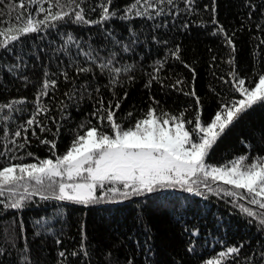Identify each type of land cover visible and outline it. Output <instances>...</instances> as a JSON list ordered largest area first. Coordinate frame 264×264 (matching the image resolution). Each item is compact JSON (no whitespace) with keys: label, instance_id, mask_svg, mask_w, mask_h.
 <instances>
[{"label":"trees","instance_id":"1","mask_svg":"<svg viewBox=\"0 0 264 264\" xmlns=\"http://www.w3.org/2000/svg\"><path fill=\"white\" fill-rule=\"evenodd\" d=\"M29 16L44 21L37 31H8ZM5 41L0 167L38 164L55 161L87 128L111 134L105 109L125 130L149 109L179 117L190 132L188 121L210 123L241 97L238 80L251 88L264 74V0H0ZM41 140L55 142V155ZM241 156L264 161V101L238 114L204 162L226 167ZM33 186L0 196V264H264V209L229 188L156 186L124 196L131 188L116 184L113 194L106 183L97 199L76 203ZM22 195L21 208L5 207Z\"/></svg>","mask_w":264,"mask_h":264},{"label":"snow or ice","instance_id":"2","mask_svg":"<svg viewBox=\"0 0 264 264\" xmlns=\"http://www.w3.org/2000/svg\"><path fill=\"white\" fill-rule=\"evenodd\" d=\"M32 2L35 3L36 0H32ZM59 2L60 0H57V4ZM168 2L171 3L172 0H168ZM21 7H25V5L21 4ZM39 10L43 11V9ZM107 13L108 8L104 6L101 19L107 18L105 15ZM137 15H141V13H137ZM75 16L77 21L89 23L84 20L80 12H76ZM52 18L59 19L61 16L57 13ZM40 23H44V21L36 23L29 16L23 27L8 31H18L21 34L35 32ZM213 23H216L215 19H213ZM220 30L223 31V29ZM9 39L15 41L18 36L11 35ZM226 39L227 43L231 45L232 40L227 37ZM3 43L6 41L0 42V46H3ZM82 71H86V69H82ZM117 71L119 70L117 69ZM51 83L55 84V81ZM252 83H254V87L243 88L245 81L238 80L240 87H237L236 91L240 92L244 98L235 101L231 106L224 105L222 110L217 111L211 122L206 125L199 117L194 122L188 121V123L195 124L191 132L185 130L184 122H177L179 117H169L167 113L156 116L153 109L148 110L145 118L137 120L134 127L125 130L115 122V113L105 109L106 117L101 116V119L106 118L111 124V134H105L96 127H90L83 134H78L67 151L63 155L56 156L55 162L52 159H43L38 164L21 163L0 167V196L6 189L14 193L15 187L21 186L27 193V183L21 184L25 179L34 181L41 188L45 187L44 182L47 179L50 183L46 187L52 190L55 199L88 203L97 199L95 195L97 187H103L106 183L112 184V187L107 190L113 194L120 191L115 186L117 183L122 184L124 189L131 188V193H120L127 196L142 190L152 191L154 185L187 183L183 177L200 172L204 173L205 178L211 176L213 180H222L223 183L231 184L237 189H245L249 195L264 196V161L245 163L247 158L241 156L230 162L231 167L211 168L204 163V157L215 143L216 138L237 118L238 114L254 103L264 101V75L259 76L258 82L253 81ZM43 87L47 89L48 83L45 82ZM43 94L45 93L42 91L41 95ZM197 104H199L198 100ZM115 107L118 109L119 103ZM131 115L129 113V116ZM170 120L175 123L172 127H167ZM34 122V119H30L28 124L31 125ZM43 130L41 129V131ZM197 130L203 133L199 140H197ZM15 135L19 136L20 133L16 132ZM41 143L50 145L53 155H55L56 144L54 141L41 140ZM19 147L22 148L24 145H19ZM29 155L32 154L29 153ZM209 168L210 170H206ZM65 176L70 182L59 183L58 194H56L54 178ZM225 194L232 193L226 192ZM24 198L22 195L20 199L5 204V207L21 208ZM42 198L48 199L49 197L42 196ZM250 203H258L261 208H264V203L256 199H252ZM242 210L248 215H252L248 209L243 208ZM238 251L239 249L235 247L227 249L228 253H237ZM225 255L223 252L220 253L221 257ZM60 256H64V253L61 252ZM208 264H220V262L209 261Z\"/></svg>","mask_w":264,"mask_h":264},{"label":"rangeland","instance_id":"3","mask_svg":"<svg viewBox=\"0 0 264 264\" xmlns=\"http://www.w3.org/2000/svg\"><path fill=\"white\" fill-rule=\"evenodd\" d=\"M243 98L244 97L241 95V97L238 100L243 99ZM177 122H179V121H177ZM174 123L175 122H170L169 125H167V127H172ZM217 131H218V129H217ZM197 132H198L197 140H199V137L203 136V133L199 132L198 130H197ZM188 147H190V145H188ZM208 166H210L211 168H225V167H214V166H211V165H208ZM226 167H231V165L226 166ZM206 170H210V168L206 169ZM183 179L186 180L187 183H177V184H167V183H165L164 186L154 185L153 188L156 187V186H160V187H181V188H184L185 190H188L189 188H191L192 190L190 192H197L200 189H208L209 187H215V186H218V187H221V188H225L226 187V188H229L232 192L236 193L237 195H239L241 197L243 196V197L249 199L250 201L252 199H256V200L264 203V196L249 195L248 192L245 189H237L231 184L223 183L222 180H213L211 176H208L207 178H205L203 172L196 173L195 175H191V176H185V177H183ZM54 180L56 181V184L54 186L56 194H58V185H59V183H61V182H64V183L70 182V181L67 180L66 176L65 177H55ZM24 183H27V186L34 185L33 186L34 189H39L41 187L40 185H36L34 181H27V179H25V181L21 182V184H24ZM49 183H50V181L45 179V182H44L45 187H43L42 190L49 191V192H51L53 194L52 190L48 189L46 187ZM118 184H120V183H117V185ZM120 185H122V184H120ZM13 187H15V186H13ZM18 188L19 187H15V189H18ZM40 190H41V188H40ZM99 196H101V198H102V197H105L106 195L104 194V192H101V194ZM96 197H98V196L96 195ZM252 205L260 207L258 203L257 204H253L252 203Z\"/></svg>","mask_w":264,"mask_h":264}]
</instances>
